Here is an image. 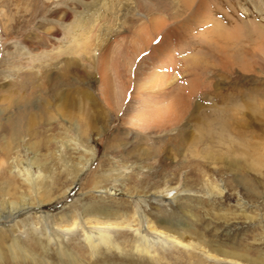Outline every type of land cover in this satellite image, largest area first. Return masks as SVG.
I'll list each match as a JSON object with an SVG mask.
<instances>
[{
	"label": "rangeland",
	"instance_id": "374dc122",
	"mask_svg": "<svg viewBox=\"0 0 264 264\" xmlns=\"http://www.w3.org/2000/svg\"><path fill=\"white\" fill-rule=\"evenodd\" d=\"M87 1L0 0V264H264V0H204L208 15L232 26L237 59L222 67L224 49L199 39L201 26L178 34L175 76L192 102L188 118L163 131L138 129L124 121L131 111L108 107L95 57L59 52L74 11ZM93 1L110 42L104 64L110 77L116 41L131 40L139 6L154 19L174 13L183 23L197 4ZM114 22L129 31L114 33ZM190 58L208 68L201 72ZM212 112L225 123L217 124L224 136L216 146L208 136L197 138L202 115ZM29 175L38 176L39 206ZM21 195L27 204L11 207ZM88 204L104 207L109 222L121 220L110 233L120 250L86 242V227L102 225L83 221ZM137 228L152 231L148 252L134 246ZM14 236L24 249L19 254ZM218 247L238 259L223 257Z\"/></svg>",
	"mask_w": 264,
	"mask_h": 264
},
{
	"label": "bare ground",
	"instance_id": "6f19581e",
	"mask_svg": "<svg viewBox=\"0 0 264 264\" xmlns=\"http://www.w3.org/2000/svg\"><path fill=\"white\" fill-rule=\"evenodd\" d=\"M89 1L83 3L82 5L80 4L82 7L81 10L74 11V13L76 14L74 16V20H72L66 26L65 29L66 30L65 32L69 37V41L66 44V46H64L63 48L61 47L59 49V52L64 51L68 54V52L75 51V53H79V57L92 56L93 58H91V60H94L95 57L94 62L96 63L97 75H98L97 82L101 87L100 97L104 100L105 103H107L108 107L111 109H114L116 111L122 110L123 112L126 113L131 111L129 117L126 116L127 120L125 119L124 121L128 122L129 124H132L135 127H138V129H151V130H159V131L160 129L169 130V127L174 126L176 124H180L181 121L183 122V119L185 117L188 118L187 113H188L189 105L192 102V101L190 102L191 97L187 91L182 90V88L180 87V84L182 85L183 81H179L177 79V76H175L176 75L175 71H177L176 69L178 68V66L176 65L177 56H175L174 46L178 34L182 32L184 33L193 32V27L201 26L202 28L200 29V32L197 33L199 39L201 38L206 40L205 42H207L208 44L213 42V45L215 44L216 45L215 47H217V49L218 47L221 48V50L224 49L223 53L225 54V56L220 62V64H222V67L225 68L228 67V65L229 66L232 65L233 61L237 59V57H234L235 52L234 49H232V45L230 46L232 41H234L233 33H235L234 30L231 29L232 26H229V28H225L228 25H225V22H223L221 18H216L212 15H208L207 12L204 11V8H206L205 6L206 3L204 0H196L197 4L195 5V8H193L194 11L191 10L192 11L191 17L189 16L190 18L189 17L186 19L184 18L185 21L183 23L181 22L182 24L179 23V21L174 20L175 18L178 17V15H175L174 13L171 14L170 16V18L173 19L172 21L169 20L170 19L169 17H166V19L165 18L154 19L151 17L150 13H148L149 11L147 10V8H145L146 10H143L144 6L143 7L139 6L137 8L138 11L137 13H134V16L135 15L139 16L140 21L137 27L135 29L133 28L132 31L131 30L129 31L128 29L129 27L125 25L126 24L125 22L122 24L123 26L122 25L118 26L117 22L112 23V28L114 29V33L120 35L121 33H124V31H129L132 35H131V40H129L128 42L125 41L127 40L126 38H124V40L122 39L116 41L117 44L116 47L114 46L115 50H113L114 52L112 53L113 55L111 56V69L113 70L112 73L113 76L111 75L110 77L109 74H106V72L104 71V64L106 62L107 56L109 55L108 50H109L110 42L107 40L108 38H105L103 36V32L101 28L102 26L100 25V23L96 22L95 20L97 18V15L95 14L96 9H94V7L96 4L98 5L99 2L97 3V1H93V0H89ZM180 1L182 3L181 6L185 7L186 9L188 8L190 9L191 5H194L191 4L193 3L192 0H180ZM98 17L100 16L98 15ZM115 17L113 19H115ZM117 18L118 17H116V19ZM105 21H106V17H105ZM108 27L111 26L109 25ZM108 30L106 28V31ZM156 37L157 39L154 40ZM134 41L137 42L138 44L137 46L136 45L134 46L135 43ZM186 43L188 42L186 41ZM88 47H94L95 51L94 52L87 51L89 49ZM227 47L228 49H225ZM209 50L210 48H208L207 51ZM68 55L71 57L73 56V53L71 54L69 53ZM189 60L192 64L195 65V68L199 69L201 72H205V70L208 68V62H206L205 60L200 61V59L195 60L194 58H190ZM173 71L175 72V74H172ZM206 85L209 84L207 83ZM85 96H87V94ZM93 102L94 100L90 103L92 108L94 109L93 112L95 114H98L97 112L99 111L98 109L99 106H97L98 108L94 107L93 105L95 102L94 103ZM194 104L197 105L196 102ZM58 106L59 108H61L59 104ZM79 106L77 105L78 108ZM88 110L90 109L88 108ZM214 110L215 113L216 111H218L216 108ZM214 112H212L213 116L212 117L210 116L211 118H209L208 116L204 117L202 115L201 122L199 123L200 136H198L197 138L208 136L210 139H212L211 142L214 143L213 145L216 146L220 143H223V136H224L222 134V132H224V128L218 127L217 124L220 125L225 123L218 121L219 119L217 115H214L215 114ZM30 118L32 119L31 116ZM231 119L233 120V118ZM184 123L182 125H184ZM178 138H181L180 139L181 142L183 141L186 142L185 133L179 134ZM195 140L196 139H190V141L188 140V142L191 143L192 141ZM28 178L29 180L31 178V181L29 182L31 183V188L35 190L36 193L35 199L37 200L38 203L37 205L39 206L41 200L37 197L40 195L37 192L38 188L36 186L39 184L36 183L38 180V176L29 175ZM26 197L28 196L21 195L20 201H10V206L11 207H15L19 205L24 206L25 204H27ZM92 204L86 205L84 211H82V213L85 212L84 215H87V216H83L85 217L83 221L85 220L86 222L87 221L89 222V220H92L98 224L101 223L102 225H97V224L91 226L88 225L86 227L87 237L84 239H86V242H88L89 245H91L93 248L98 245L106 249L121 248L120 245L117 243V240L113 236L111 237L110 235V233L117 231L116 229L113 231L111 225L118 226L121 224V220L109 222L108 220L109 218L105 219L102 217L103 215L108 214L106 210H104V207L97 208L96 206H93L92 209L91 208ZM139 215L140 214H138V218L140 217ZM42 217L44 218L45 221L48 218V216L46 215H42ZM61 218L62 219H59L60 221H62L63 218L66 219V216H61ZM46 224L48 228L47 221ZM11 228L14 229L15 226L12 225ZM0 231L2 230L0 229ZM157 232H156L157 235H155L154 237L156 239H160L161 235L159 232L158 233ZM151 236H152L151 230L145 229L144 231L142 229L137 228V232L135 233L136 243L134 244V246L138 250V252L140 251L148 252L147 247L149 242H151L152 240L150 241V239L147 238ZM45 237L49 238L48 236ZM11 241H12V245L15 248L14 249L15 254H19L20 252H22V250H24L22 249V247L19 246L21 243H20V239L17 236L11 238ZM215 250L217 251V253L222 254L223 257L226 258L228 257L229 259L237 258L239 255L238 253L227 251L220 247L215 248ZM64 262L69 263L70 261H68L66 258ZM263 262H264V257H263Z\"/></svg>",
	"mask_w": 264,
	"mask_h": 264
}]
</instances>
